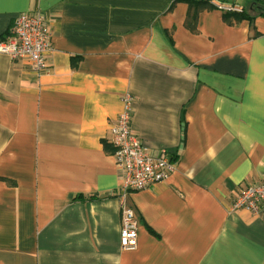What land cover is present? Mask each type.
I'll list each match as a JSON object with an SVG mask.
<instances>
[{
    "label": "crops",
    "instance_id": "0c3cea01",
    "mask_svg": "<svg viewBox=\"0 0 264 264\" xmlns=\"http://www.w3.org/2000/svg\"><path fill=\"white\" fill-rule=\"evenodd\" d=\"M260 8L0 0V38L37 12L52 45L42 73L0 53V264H264V218L231 209L264 181ZM126 93L142 144L175 161L167 180L126 196L133 250L120 244L110 131Z\"/></svg>",
    "mask_w": 264,
    "mask_h": 264
},
{
    "label": "built area",
    "instance_id": "2783aa9c",
    "mask_svg": "<svg viewBox=\"0 0 264 264\" xmlns=\"http://www.w3.org/2000/svg\"><path fill=\"white\" fill-rule=\"evenodd\" d=\"M228 12H241L234 5L215 4ZM52 49L51 35L46 18L37 12H20L14 18L9 35L0 38V53L12 60L27 59L37 73L47 70L46 55ZM133 97H120L121 110L111 124V143L114 146L115 166L121 174L119 205L121 208L120 244L124 250L137 247L138 220L127 204L126 196L151 185L167 180L175 169V161L161 151L153 152L145 147L131 127ZM232 210L243 209L254 216L264 218V181L251 183L231 203Z\"/></svg>",
    "mask_w": 264,
    "mask_h": 264
},
{
    "label": "trees",
    "instance_id": "16d2710c",
    "mask_svg": "<svg viewBox=\"0 0 264 264\" xmlns=\"http://www.w3.org/2000/svg\"><path fill=\"white\" fill-rule=\"evenodd\" d=\"M261 4H263V3H261ZM237 13H238V12H237ZM259 14H261L262 16H264V10L260 8ZM227 15H228V13H227ZM238 16H239V18H238L239 20H240V19H243V18L250 20V22H252V20H253V16L247 15V14L243 11V9H242L241 12H239V15H238ZM255 34H257V33H255ZM2 38H3V37H1V39H2Z\"/></svg>",
    "mask_w": 264,
    "mask_h": 264
},
{
    "label": "rangeland",
    "instance_id": "374dc122",
    "mask_svg": "<svg viewBox=\"0 0 264 264\" xmlns=\"http://www.w3.org/2000/svg\"><path fill=\"white\" fill-rule=\"evenodd\" d=\"M246 10H247L248 12H251V10L249 9V7H248V6H246Z\"/></svg>",
    "mask_w": 264,
    "mask_h": 264
}]
</instances>
